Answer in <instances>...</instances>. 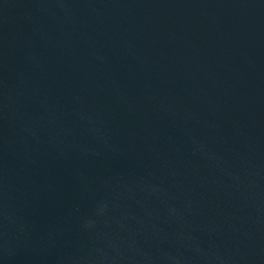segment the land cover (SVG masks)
<instances>
[{"label":"water","instance_id":"1","mask_svg":"<svg viewBox=\"0 0 264 264\" xmlns=\"http://www.w3.org/2000/svg\"><path fill=\"white\" fill-rule=\"evenodd\" d=\"M0 264H264V0H0Z\"/></svg>","mask_w":264,"mask_h":264}]
</instances>
